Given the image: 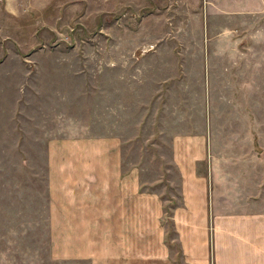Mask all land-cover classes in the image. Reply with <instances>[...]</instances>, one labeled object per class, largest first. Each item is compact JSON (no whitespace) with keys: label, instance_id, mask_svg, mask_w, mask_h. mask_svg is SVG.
Masks as SVG:
<instances>
[{"label":"crops","instance_id":"0c3cea01","mask_svg":"<svg viewBox=\"0 0 264 264\" xmlns=\"http://www.w3.org/2000/svg\"><path fill=\"white\" fill-rule=\"evenodd\" d=\"M239 56L144 52L131 62L129 52H118L98 71L106 83L110 76L111 98L97 103H115L112 131L58 138L46 152L50 234L63 237L70 259L264 264L263 159L246 131L216 130L212 107L248 103L216 80L228 69L215 61ZM139 137L168 140L169 162L127 161L137 150L127 151L125 141ZM151 173L155 182L144 180Z\"/></svg>","mask_w":264,"mask_h":264},{"label":"rangeland","instance_id":"374dc122","mask_svg":"<svg viewBox=\"0 0 264 264\" xmlns=\"http://www.w3.org/2000/svg\"><path fill=\"white\" fill-rule=\"evenodd\" d=\"M201 50L240 54L215 61L228 69L216 80L248 103H212L216 130L246 131L264 165V0H0V264H89L50 234L49 144L112 131L115 103L97 100L111 98L98 71L114 53ZM133 148L129 162L170 160L168 140L125 141Z\"/></svg>","mask_w":264,"mask_h":264}]
</instances>
